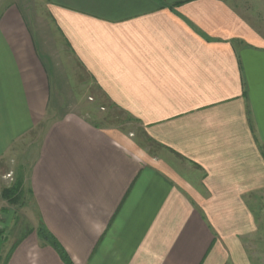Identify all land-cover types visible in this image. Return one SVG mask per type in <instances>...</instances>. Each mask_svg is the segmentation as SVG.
<instances>
[{
    "label": "crops",
    "instance_id": "0c3cea01",
    "mask_svg": "<svg viewBox=\"0 0 264 264\" xmlns=\"http://www.w3.org/2000/svg\"><path fill=\"white\" fill-rule=\"evenodd\" d=\"M257 24L235 0H0V264H65L40 227L73 264H264ZM76 64L156 153L70 105Z\"/></svg>",
    "mask_w": 264,
    "mask_h": 264
},
{
    "label": "rangeland",
    "instance_id": "374dc122",
    "mask_svg": "<svg viewBox=\"0 0 264 264\" xmlns=\"http://www.w3.org/2000/svg\"><path fill=\"white\" fill-rule=\"evenodd\" d=\"M235 1L239 10L257 22L258 26L261 22V26L264 27V0ZM66 77L63 78L61 75V89L68 90L69 93L72 90L76 97V101L70 105H75L76 109L80 110L91 122L104 127H115L127 136L137 139L138 144L149 153L157 152V147L146 140L143 127L132 116L110 103L90 75L79 64H76L74 81L68 75ZM64 84L69 86L65 87ZM2 233V229H0V241Z\"/></svg>",
    "mask_w": 264,
    "mask_h": 264
},
{
    "label": "trees",
    "instance_id": "16d2710c",
    "mask_svg": "<svg viewBox=\"0 0 264 264\" xmlns=\"http://www.w3.org/2000/svg\"><path fill=\"white\" fill-rule=\"evenodd\" d=\"M18 189L17 186L13 185L11 187L4 188L2 190V197L7 199L9 202H16L18 199ZM38 235L43 238L47 243H49L59 254L61 259L65 264H73L63 247L60 245L58 240L50 234L44 227H40L37 230Z\"/></svg>",
    "mask_w": 264,
    "mask_h": 264
},
{
    "label": "built area",
    "instance_id": "2783aa9c",
    "mask_svg": "<svg viewBox=\"0 0 264 264\" xmlns=\"http://www.w3.org/2000/svg\"><path fill=\"white\" fill-rule=\"evenodd\" d=\"M2 228V226H1V218H0V229Z\"/></svg>",
    "mask_w": 264,
    "mask_h": 264
}]
</instances>
